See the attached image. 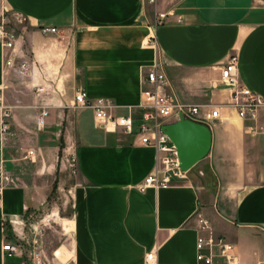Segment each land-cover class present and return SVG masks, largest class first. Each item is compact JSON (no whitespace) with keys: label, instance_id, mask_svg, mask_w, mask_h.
<instances>
[{"label":"crops","instance_id":"obj_1","mask_svg":"<svg viewBox=\"0 0 264 264\" xmlns=\"http://www.w3.org/2000/svg\"><path fill=\"white\" fill-rule=\"evenodd\" d=\"M4 6L26 17L18 44L33 71L6 68L0 41V94L12 108L10 132L0 130V175L14 178L0 202V264H148L150 252L151 264H201L198 213L235 245L240 264H264V133L247 131L254 122L237 115L221 80L236 53L240 82L264 97V0H0V13ZM168 11L167 23L153 25ZM157 62L169 95L220 105L222 118L186 178L141 191L156 149L99 129L93 111L73 100L85 89L127 113L142 103L144 73ZM42 106L49 115L40 129ZM66 187L71 196L36 222L50 194ZM19 241L23 250L3 249Z\"/></svg>","mask_w":264,"mask_h":264},{"label":"built area","instance_id":"obj_2","mask_svg":"<svg viewBox=\"0 0 264 264\" xmlns=\"http://www.w3.org/2000/svg\"><path fill=\"white\" fill-rule=\"evenodd\" d=\"M156 0H148L153 3ZM171 11L158 12L153 25L159 26L168 22ZM19 22L26 20L22 13H17ZM178 21L182 17L178 16ZM40 30L47 33H58L57 27L43 26ZM21 33L17 34L14 28L0 22V41L4 54L6 68L20 77L28 76L33 71L32 61L27 56L25 49L18 44ZM153 44L157 43L155 35L150 37ZM239 56L233 53L221 68V80L230 90V105L236 110L237 115L243 120L253 121L254 124L247 128L250 133H264V125H257L258 115L264 108V97L250 89L239 79ZM170 81L161 62L149 67L143 77L142 103L139 106H130L127 113L116 112L118 105L109 97H91L85 89L76 91L73 106L77 109H91L94 113L95 125L106 132L122 131L133 135L142 145L156 149L157 163L154 170L138 185L141 191L149 187H168L178 179L187 177V172L181 168L178 149L168 134L163 130V125L177 121L181 118L212 127L217 120L222 118L221 106L213 103L190 104L172 97L166 92ZM138 108L140 110L138 111ZM0 110L2 120L0 130L8 134L11 130L12 108L6 105L0 94ZM49 108L42 106L37 117L38 128L46 125ZM30 150L28 154H33ZM78 156L73 153L70 158V167L73 172L77 170ZM14 183V178L7 172L0 175V202L4 189ZM198 215L200 233L197 239V259L201 264H240L236 255L235 245L223 235H215L208 221ZM4 250L18 252L23 250V244L6 243ZM154 253L147 255V262L151 264Z\"/></svg>","mask_w":264,"mask_h":264},{"label":"water","instance_id":"obj_3","mask_svg":"<svg viewBox=\"0 0 264 264\" xmlns=\"http://www.w3.org/2000/svg\"><path fill=\"white\" fill-rule=\"evenodd\" d=\"M162 128L176 145L183 170H191L209 154L212 130L207 125L181 118Z\"/></svg>","mask_w":264,"mask_h":264},{"label":"rangeland","instance_id":"obj_4","mask_svg":"<svg viewBox=\"0 0 264 264\" xmlns=\"http://www.w3.org/2000/svg\"><path fill=\"white\" fill-rule=\"evenodd\" d=\"M0 22H4L6 25H8L11 28H14L17 32V34L21 33L22 31V26L26 23V20H23L22 22H19L17 13L14 12L13 10H10L6 8L5 6L2 8V11L0 13ZM23 48L26 50V46L23 45ZM70 189L66 187V189L58 188L57 191L51 193L50 200L48 203H46L43 207H41L40 210L37 211L35 220L36 222H42L44 218H46L47 214H52V211L54 208H57L60 206L68 197H66L65 194H68V196H71V192L69 191ZM196 217L198 219V215L196 214ZM53 221V220H52ZM49 230V228H47ZM48 237V240L53 238L52 233H47L46 234ZM49 240V241H50ZM52 243V242H48ZM51 244L48 246H45L44 249V257L43 261L45 260L46 256L51 252ZM42 258V257H41Z\"/></svg>","mask_w":264,"mask_h":264}]
</instances>
